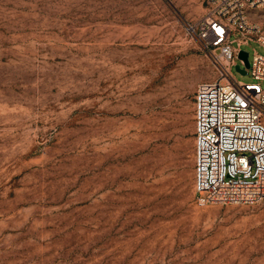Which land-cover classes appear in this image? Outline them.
I'll use <instances>...</instances> for the list:
<instances>
[{"label": "rangeland", "instance_id": "rangeland-1", "mask_svg": "<svg viewBox=\"0 0 264 264\" xmlns=\"http://www.w3.org/2000/svg\"><path fill=\"white\" fill-rule=\"evenodd\" d=\"M206 13L0 0V264H264V202L196 201L193 99L220 74L187 29Z\"/></svg>", "mask_w": 264, "mask_h": 264}, {"label": "built area", "instance_id": "built-area-1", "mask_svg": "<svg viewBox=\"0 0 264 264\" xmlns=\"http://www.w3.org/2000/svg\"><path fill=\"white\" fill-rule=\"evenodd\" d=\"M207 13L188 33L202 45L220 74L201 83L194 104L196 201L256 205L264 202V90L260 83L236 80L241 66L264 82V56L255 53L247 69L243 47H264L263 28L250 21L264 0H202ZM249 54V53H248ZM239 62V63H238Z\"/></svg>", "mask_w": 264, "mask_h": 264}, {"label": "water", "instance_id": "water-1", "mask_svg": "<svg viewBox=\"0 0 264 264\" xmlns=\"http://www.w3.org/2000/svg\"><path fill=\"white\" fill-rule=\"evenodd\" d=\"M239 58L244 61L245 67L248 69L250 67L248 52L241 51L240 54H239ZM236 70L242 75H246L247 74L246 69H242L241 66H237Z\"/></svg>", "mask_w": 264, "mask_h": 264}]
</instances>
